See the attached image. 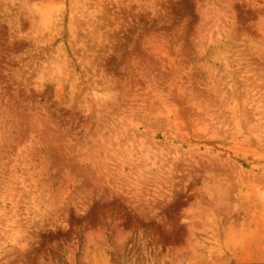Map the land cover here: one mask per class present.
<instances>
[{"label":"clouds","instance_id":"1","mask_svg":"<svg viewBox=\"0 0 264 264\" xmlns=\"http://www.w3.org/2000/svg\"><path fill=\"white\" fill-rule=\"evenodd\" d=\"M0 264H264V0H0Z\"/></svg>","mask_w":264,"mask_h":264}]
</instances>
